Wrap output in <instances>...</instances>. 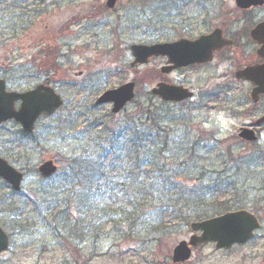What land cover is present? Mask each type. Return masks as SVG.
Segmentation results:
<instances>
[{"label":"rangeland","instance_id":"rangeland-1","mask_svg":"<svg viewBox=\"0 0 264 264\" xmlns=\"http://www.w3.org/2000/svg\"><path fill=\"white\" fill-rule=\"evenodd\" d=\"M36 1L39 0H0V78L6 80L8 89L17 91L47 79L64 99L53 115L35 123L31 138H22L19 126L12 121L0 127V141H10L15 153L25 150L27 154L22 156L25 161L16 160L4 156L5 150L0 147V156L27 171L23 177L26 199L32 189L43 183L36 172L41 161L53 158L58 164L62 172L46 182L55 184L64 173L66 158L79 155L81 150L99 151L94 136L105 123L122 127L128 134L133 123L127 119L132 117L143 125L141 109L149 108L165 118L175 134L171 138L172 150L163 155L166 163H173L168 168H173L181 179L178 184L187 189L185 185L191 186L195 178L200 185L213 179L214 194L243 205L261 221L251 240L229 249H215L208 242L194 248L191 258L182 264H264V128L254 143H244L236 136L238 127L252 124L264 112V100L252 105L250 87L233 80L226 65L190 67L166 75L157 72L165 62V58L157 57L138 66L137 75L132 74L128 50L131 43H155L175 37L169 26L176 14L174 0H119L111 11L103 7L105 0H44L48 4L45 18L43 11H37L44 7L35 6ZM191 1L195 8V0ZM198 9L199 15L192 11L184 15L196 21L202 14ZM29 20L34 21L30 28ZM46 44L56 46L60 52L59 66L53 70H49L51 62L44 60L41 52ZM134 79L135 97L119 113L112 114L109 104H94L104 90ZM160 80L181 83L194 96L183 102H163L150 92ZM179 147L182 148L178 150ZM180 154L183 165L176 157ZM154 186L162 187L158 182ZM15 198L20 205L25 199ZM32 200L22 206L32 208ZM100 203L96 199L94 204ZM154 203L155 207L161 204L158 200ZM82 205L81 210H87L89 203ZM71 210L81 219L76 208ZM44 211L45 207L40 206L29 215L37 222L35 226L12 238L10 249L3 254L15 255L9 264H172V248L190 235L189 226L177 219V223L166 222L171 229L164 235L120 237L116 231L109 232L108 225L97 239L64 242L44 220Z\"/></svg>","mask_w":264,"mask_h":264},{"label":"trees","instance_id":"trees-1","mask_svg":"<svg viewBox=\"0 0 264 264\" xmlns=\"http://www.w3.org/2000/svg\"><path fill=\"white\" fill-rule=\"evenodd\" d=\"M141 112L144 124L138 125L129 117L127 120L133 127L128 134L122 127L114 128L105 123L94 136L96 145L99 144L98 152L81 150L79 155L66 158L61 180L50 186H39L33 193L32 206L36 203L50 209L43 213L44 220L60 240L80 243L86 238L97 239L108 225L109 232L116 231L120 237L164 235L171 229L169 223L177 219L178 223L188 225L192 220L243 207L230 203L228 198L220 199V193L214 194L216 182L213 179L200 185L195 178L191 186L185 185L187 189L179 185L181 179L173 168H168L173 163H166L167 157L163 155L172 150L173 130L154 110L144 108ZM180 156L176 157L183 165L184 157ZM155 182L162 187H155ZM133 185L135 189H131ZM118 191L123 192L121 196L116 195ZM96 199L101 202L99 206L94 204ZM155 200L161 203L157 207ZM85 202L89 203L88 209L81 210ZM71 207L76 208L81 219L72 214Z\"/></svg>","mask_w":264,"mask_h":264},{"label":"water","instance_id":"water-1","mask_svg":"<svg viewBox=\"0 0 264 264\" xmlns=\"http://www.w3.org/2000/svg\"><path fill=\"white\" fill-rule=\"evenodd\" d=\"M255 3L256 0H238L240 5L243 3ZM115 0H107L105 4L112 7ZM259 30L253 32L254 39L264 43V37L257 35ZM214 34L201 36L195 41L180 39L170 43L155 44H133L130 49L135 63H146L148 58L153 55H165L168 62L173 65L161 67V72L166 73L179 66H186L193 63L209 61L212 48L208 45L214 38ZM264 52V45L260 49L261 55ZM136 72V70L134 71ZM236 76L249 79L257 86L251 91V98L256 101L258 95L264 92V64L237 71ZM134 83H124L113 89L104 91L96 100V103L111 102L112 112H118L134 96ZM151 92L158 95L163 100L180 101L191 97L192 92L187 88L178 85L159 82L153 87ZM20 99L18 110L14 109V102ZM61 98L49 86L38 85L33 90L25 92H9L5 90L4 81L0 80V122L14 118L20 122L25 132H31L33 123L40 113L50 114L61 105ZM264 121V116L256 123ZM248 128H241L239 136L247 141H254L256 136ZM39 172L43 176H49L56 170V166L51 160L38 166ZM0 176L12 185L13 189L18 190L22 180V173L12 168L0 158ZM257 218L246 210L229 211L223 214L207 218L206 220L194 221L190 223V229L194 232L189 240L180 241L172 251V262H184L190 257L191 247L214 241L216 248H228L234 243H244L252 237L253 231L259 227ZM198 232V233H197ZM7 240L4 233L0 231V251L6 249Z\"/></svg>","mask_w":264,"mask_h":264},{"label":"flooded vegetation","instance_id":"flooded-vegetation-1","mask_svg":"<svg viewBox=\"0 0 264 264\" xmlns=\"http://www.w3.org/2000/svg\"><path fill=\"white\" fill-rule=\"evenodd\" d=\"M174 1L177 2V6L172 9L176 11V14L173 15L174 18L169 26L175 37L171 41H176L179 38L195 40L212 33L215 36L208 45L212 48L210 61L189 67L209 68L215 66L218 68L221 65H226L225 69H231L233 73V80L244 82L253 88V82L236 78L234 73L248 66L264 63V55H259L257 50L260 44L253 36V32L259 30L257 35L264 37V0H256L255 3L245 1L244 5H240L238 0H195V8L191 5V0ZM196 9L202 11L201 17L191 22L189 17L184 14L190 11L198 14ZM262 100H264V94L256 104ZM14 193L10 185L0 178V228L8 237L9 247L12 238L17 235L15 230H19L20 226L18 220L21 217L16 215L25 211L24 208L12 206L11 194ZM9 247L0 253V264L13 263L15 255H3L9 250Z\"/></svg>","mask_w":264,"mask_h":264}]
</instances>
